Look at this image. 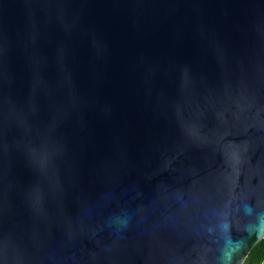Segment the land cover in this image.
I'll list each match as a JSON object with an SVG mask.
<instances>
[{
  "label": "water",
  "instance_id": "obj_1",
  "mask_svg": "<svg viewBox=\"0 0 264 264\" xmlns=\"http://www.w3.org/2000/svg\"><path fill=\"white\" fill-rule=\"evenodd\" d=\"M242 201L264 0H0V264H216Z\"/></svg>",
  "mask_w": 264,
  "mask_h": 264
},
{
  "label": "clouds",
  "instance_id": "obj_2",
  "mask_svg": "<svg viewBox=\"0 0 264 264\" xmlns=\"http://www.w3.org/2000/svg\"><path fill=\"white\" fill-rule=\"evenodd\" d=\"M241 207L249 219L240 227V235H232V223L227 214L220 220L222 244L218 249L216 264H237L238 257L248 249L253 239L264 241V208L257 209L246 201H242Z\"/></svg>",
  "mask_w": 264,
  "mask_h": 264
},
{
  "label": "trees",
  "instance_id": "obj_3",
  "mask_svg": "<svg viewBox=\"0 0 264 264\" xmlns=\"http://www.w3.org/2000/svg\"><path fill=\"white\" fill-rule=\"evenodd\" d=\"M262 261H264V241H260L250 250L242 264H261Z\"/></svg>",
  "mask_w": 264,
  "mask_h": 264
}]
</instances>
